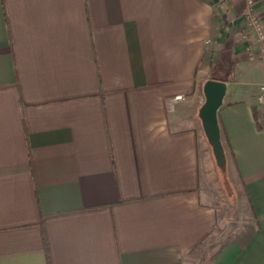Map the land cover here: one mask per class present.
Here are the masks:
<instances>
[{
    "label": "crops",
    "instance_id": "crops-1",
    "mask_svg": "<svg viewBox=\"0 0 264 264\" xmlns=\"http://www.w3.org/2000/svg\"><path fill=\"white\" fill-rule=\"evenodd\" d=\"M247 0H0V264H264L262 46ZM254 13L264 22V0ZM243 218L224 223L199 111ZM258 113L256 119L255 111Z\"/></svg>",
    "mask_w": 264,
    "mask_h": 264
},
{
    "label": "water",
    "instance_id": "water-1",
    "mask_svg": "<svg viewBox=\"0 0 264 264\" xmlns=\"http://www.w3.org/2000/svg\"><path fill=\"white\" fill-rule=\"evenodd\" d=\"M205 103L199 111L202 128L212 147L216 163L222 169H226L227 157L219 127L218 111L224 104V98L228 92L227 83L220 80H208L203 86Z\"/></svg>",
    "mask_w": 264,
    "mask_h": 264
},
{
    "label": "rangeland",
    "instance_id": "rangeland-1",
    "mask_svg": "<svg viewBox=\"0 0 264 264\" xmlns=\"http://www.w3.org/2000/svg\"><path fill=\"white\" fill-rule=\"evenodd\" d=\"M210 193L212 202L218 207L219 215L224 223L233 224L243 218L246 204L241 195L234 191L230 181L228 169L219 168L212 177ZM212 253L208 251L197 252L190 264H210Z\"/></svg>",
    "mask_w": 264,
    "mask_h": 264
},
{
    "label": "built area",
    "instance_id": "built-area-1",
    "mask_svg": "<svg viewBox=\"0 0 264 264\" xmlns=\"http://www.w3.org/2000/svg\"><path fill=\"white\" fill-rule=\"evenodd\" d=\"M255 0H247L248 10V23H250L251 30L257 36V40L262 46L261 56L264 59V22L260 20L256 13H254L253 5ZM258 100L262 105V112L264 113V85L261 86V94L258 96Z\"/></svg>",
    "mask_w": 264,
    "mask_h": 264
},
{
    "label": "trees",
    "instance_id": "trees-1",
    "mask_svg": "<svg viewBox=\"0 0 264 264\" xmlns=\"http://www.w3.org/2000/svg\"><path fill=\"white\" fill-rule=\"evenodd\" d=\"M255 111V116H256V119L258 118V113L256 112V110H254Z\"/></svg>",
    "mask_w": 264,
    "mask_h": 264
}]
</instances>
